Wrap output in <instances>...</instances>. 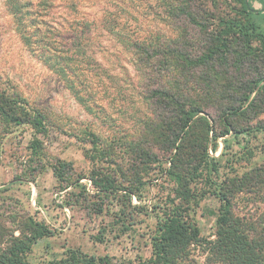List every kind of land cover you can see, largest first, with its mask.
<instances>
[{"label":"rangeland","instance_id":"rangeland-1","mask_svg":"<svg viewBox=\"0 0 264 264\" xmlns=\"http://www.w3.org/2000/svg\"><path fill=\"white\" fill-rule=\"evenodd\" d=\"M200 2L214 18L217 34L222 20L245 22L240 0H62L47 16L37 15V21L21 27L5 0H0V88L44 115L48 128L46 135L37 136L30 125L17 126L0 118V251L21 236L33 217L52 231L28 255L34 264L60 259L69 249L133 264L150 258L158 221L182 199L167 174V153L156 147L148 164H143L128 148L150 111L137 58L122 36L140 41L176 39L181 29L170 20L169 6L173 11L184 6L194 10ZM255 8H260L258 1ZM183 19L179 20L182 27L187 25ZM186 29L189 38L197 37L198 30ZM254 47L262 50L259 42ZM232 58L241 60L236 54ZM243 63L245 79L264 74V57ZM257 104L264 107V91ZM230 122L256 129L264 116L248 114ZM216 129L223 130L220 123ZM91 134L98 136L99 146L92 144ZM35 138L41 144L38 152L33 151ZM217 145L214 152L210 143L209 154L220 160L219 182L264 167V132L250 137L231 133ZM59 161L72 166L63 182L53 172ZM94 169L115 175L125 188L137 191L138 199L132 197L137 209L131 211L127 228L117 224L116 200L105 201L101 215L89 209L100 200L88 179ZM81 185L87 186V202L79 198ZM191 187L208 190L203 179ZM233 204L235 217L243 223H264V185L237 193ZM219 205L207 197L192 207L190 216L200 228V239L182 264H222L212 251L217 240L212 212ZM99 236L102 240H97Z\"/></svg>","mask_w":264,"mask_h":264},{"label":"trees","instance_id":"trees-1","mask_svg":"<svg viewBox=\"0 0 264 264\" xmlns=\"http://www.w3.org/2000/svg\"><path fill=\"white\" fill-rule=\"evenodd\" d=\"M59 1L62 0H5V3L18 25L26 27L27 21L30 24L37 21V15L47 16ZM257 1L260 8H255ZM240 2L245 22L222 20L219 34L213 28L211 20L214 18L200 2L194 10L184 6L173 11L169 6L170 20L181 29L176 39L140 41L122 36L125 45L137 58V68L143 78L144 100L150 111V118L144 121L141 133L128 148L143 164H148L156 147L167 153L170 156L167 174L179 187L178 194L182 199L181 204H174L172 210L158 221L151 238L152 254L139 264H182L192 245L200 239V228L191 219L190 212L193 206L198 207L199 201L207 197L220 204L217 211L212 212L217 227V240L213 242L212 251L217 259L222 264H264V223H243L235 217L233 204L237 193L264 185V167L242 178L219 182L220 160L209 154L210 143L216 152L221 137L231 133L234 137H250L254 132H264V123L253 129L235 127L230 122L233 117L248 114L264 116V107L257 104L264 91V74L247 80L243 77L242 67L247 59L264 57V0ZM31 15L35 18H26ZM182 18L187 21L184 27L179 23ZM186 26L193 31L198 30L196 38H189ZM25 31L23 28L22 35L26 39ZM258 42L262 50L254 47ZM232 54L240 56L241 60L231 59ZM234 72L241 76L233 75ZM0 118L17 126L30 125L37 136L48 132L44 115L32 112L17 96H10L1 88ZM218 123L223 130L217 131ZM91 136L92 144L99 146L98 136ZM32 145L33 151H40L41 144L37 138ZM104 157L103 154L99 160ZM71 170L72 166L67 162L59 161L53 166L55 177L62 182ZM88 179L95 191L94 196L100 199L99 203L89 205V209L101 215L104 202L116 200L120 207L117 213L120 222L117 224L127 228L126 221L132 218L131 211L137 209L132 204V197H139L137 191L132 187L125 188L115 175L102 169H94ZM200 179L208 185V190L201 192L191 187ZM80 187L79 198L87 202V186ZM24 230L19 238H14L0 251V264H34L28 259L33 246L39 240L52 236V231L33 217L28 218ZM97 240H102V236ZM38 264L133 263L116 260L109 255H91L79 249H69L60 259Z\"/></svg>","mask_w":264,"mask_h":264}]
</instances>
